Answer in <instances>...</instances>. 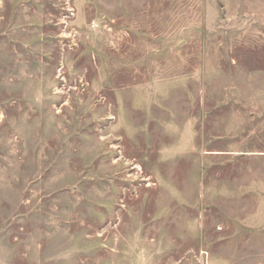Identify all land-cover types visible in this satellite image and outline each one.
<instances>
[{
    "label": "rangeland",
    "instance_id": "obj_1",
    "mask_svg": "<svg viewBox=\"0 0 264 264\" xmlns=\"http://www.w3.org/2000/svg\"><path fill=\"white\" fill-rule=\"evenodd\" d=\"M0 264H264V0H0Z\"/></svg>",
    "mask_w": 264,
    "mask_h": 264
}]
</instances>
